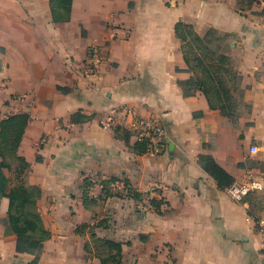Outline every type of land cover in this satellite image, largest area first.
Masks as SVG:
<instances>
[{
    "label": "crops",
    "instance_id": "obj_1",
    "mask_svg": "<svg viewBox=\"0 0 264 264\" xmlns=\"http://www.w3.org/2000/svg\"><path fill=\"white\" fill-rule=\"evenodd\" d=\"M179 22L232 59L249 114L231 122L187 88L193 73ZM93 46L102 61L84 76ZM119 106L161 121L165 153L140 152L130 134L126 141L104 125ZM3 126L0 264H32L38 252L18 251L8 228L5 193L16 186L41 190L37 209L51 238L37 264H104L98 240L121 245L119 264H264V190L240 202L228 193L264 181V10L251 0H72L70 20L58 23L50 0H0ZM214 165L231 186L219 188ZM93 176L124 178L142 199L100 188L85 195Z\"/></svg>",
    "mask_w": 264,
    "mask_h": 264
},
{
    "label": "trees",
    "instance_id": "obj_2",
    "mask_svg": "<svg viewBox=\"0 0 264 264\" xmlns=\"http://www.w3.org/2000/svg\"><path fill=\"white\" fill-rule=\"evenodd\" d=\"M250 3V1H249ZM255 4V0H251ZM72 0H50L51 13L53 21L67 22L70 20ZM176 36L182 43V50L188 70L193 73V78L188 82L187 88L189 90L201 91L212 110H219L221 114L229 119L231 122H236L242 117L244 113L240 107L244 106L247 113L251 112V105L243 100V91L240 88L241 77L238 74L232 59L223 52L216 51L209 44L199 36L191 25L179 22L175 28ZM189 46L193 55L186 49ZM199 51V52H198ZM231 78V80H230ZM233 80V85L239 89L238 97L234 95L232 88L229 87ZM188 90L187 94H190ZM18 119L17 117L10 118L5 122ZM26 123V117L21 121L20 129L12 137V149L15 143H19L23 133V127ZM6 126V125H5ZM3 126L0 132V148L4 145L9 146L10 141L8 137V130L6 132ZM5 130V131H4ZM117 135L126 141L129 140V133L115 129ZM136 149L140 152H146L144 145L136 143ZM2 151H0V154ZM204 160V157H201ZM3 162H0V175ZM211 175L217 181L219 188L225 189L234 183V178L225 172L222 168L214 165ZM116 178H111L115 180ZM126 188L128 190L127 196L135 200H141L142 196L138 194L125 180ZM84 191L87 193V185H89L88 178L85 180ZM107 197L120 195V193L106 192ZM41 196V190L35 186H16L11 188L5 197L9 200L8 209V228L18 237V251H22L26 246L30 250H36L37 256L32 264H37L40 251L43 243L51 238V234L43 225L40 213L37 209V201ZM149 202L155 204V199H150ZM155 202V203H154ZM87 227V226H85ZM101 241L105 246L116 251L115 255H110L105 258L104 264H119V257H121V245L106 241ZM113 261V262H112ZM111 262V263H110Z\"/></svg>",
    "mask_w": 264,
    "mask_h": 264
},
{
    "label": "built area",
    "instance_id": "obj_3",
    "mask_svg": "<svg viewBox=\"0 0 264 264\" xmlns=\"http://www.w3.org/2000/svg\"><path fill=\"white\" fill-rule=\"evenodd\" d=\"M255 4L264 10V0H255ZM102 61L101 50L98 46L88 49L87 57L82 68L84 76L95 75L98 72ZM113 116L108 117L106 127L116 129L122 128L130 134L135 143L144 145L146 152L152 155H160L167 150V131L161 121L155 117L142 116L138 110L130 106H119L114 109ZM251 153H256L257 148L251 147ZM89 186L87 191L90 195L95 196V188L110 193L127 194L126 183L124 178L101 179L97 176L89 177ZM264 190V181L251 178L244 184L234 185L228 189V193L236 202L242 201L247 196ZM259 232L264 237V222L258 223ZM262 256L264 262V240L262 244Z\"/></svg>",
    "mask_w": 264,
    "mask_h": 264
},
{
    "label": "rangeland",
    "instance_id": "obj_4",
    "mask_svg": "<svg viewBox=\"0 0 264 264\" xmlns=\"http://www.w3.org/2000/svg\"><path fill=\"white\" fill-rule=\"evenodd\" d=\"M186 49L189 50V52H190L191 55L194 54L193 51H192V49H191L189 46H186ZM198 52H199V51H198ZM230 80H231V78H230ZM229 87L232 88V91H233L234 95L238 97L239 89H240V88H236V85H233V80H232V82H230ZM240 109H241V111L244 113V115H247V109H246L244 106H241ZM95 247H97V249L101 252V254L104 256V258H105V257L107 258V257L110 256V255H109L110 253H109V251L107 250L108 247L105 246L101 241H97V243L95 244ZM112 262H113V261H112ZM110 263H111V262H110Z\"/></svg>",
    "mask_w": 264,
    "mask_h": 264
}]
</instances>
